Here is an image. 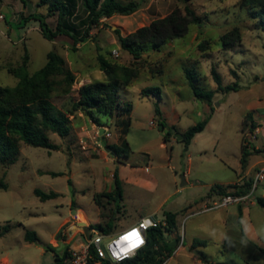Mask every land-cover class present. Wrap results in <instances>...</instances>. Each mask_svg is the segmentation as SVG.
<instances>
[{"label": "rangeland", "instance_id": "1", "mask_svg": "<svg viewBox=\"0 0 264 264\" xmlns=\"http://www.w3.org/2000/svg\"><path fill=\"white\" fill-rule=\"evenodd\" d=\"M119 1L139 2L140 9L132 16L103 19L91 30L92 37L87 43L73 46V40L67 36H59L54 41L45 39L34 20L24 28L16 27L29 15L43 14L49 26L56 28L57 15H48V7L41 5V0H26L25 4L22 0H0L9 9L8 14L0 11L3 14L0 87L17 86L18 79L8 69L18 67L26 52L30 56L27 68L30 74L46 65L50 51L66 59L76 82L70 95H55L53 102L68 111L78 100L82 85L89 80H103L104 76L106 80L105 73H100L99 54L120 67L138 72L130 85L119 86L120 113L107 126L98 127L85 114L77 112L70 116L69 136L62 138L49 132L51 142L59 145L60 150L22 143L17 160L7 166L0 165V183L8 187L0 189V227L9 226V232L0 236V264H55V256L63 254L83 227L90 225L95 229L112 218L114 238L135 226L168 196L158 217L162 218L164 211L178 212L181 222L185 205L208 192V186L203 185L237 179L235 170L243 144L250 151L255 147L264 151V133L250 140L245 135L254 136V132L249 128L244 130L249 107L257 104L264 107V29L260 8L253 2L243 4V0ZM80 5L81 0H77L78 16L71 18L75 22L83 19ZM186 6L196 11L201 24L191 25L186 37L170 41L161 52L150 50L135 60L119 45L117 30L126 37L168 16L176 8L184 11ZM234 29L239 30L242 40L225 48L221 37ZM203 41L209 42L205 51L199 49ZM185 67L196 70L202 89L214 91L211 105L195 97L185 78ZM214 68L224 87L237 84L238 88L229 92L218 90L212 74ZM146 87H159L160 95L143 96L141 91ZM157 108L161 113H157ZM206 119L209 120L206 128L190 145L177 139V135H183ZM161 125L165 126L163 130ZM97 130H100L98 142H104L103 148L96 144ZM165 137H169L166 142ZM124 142L130 148L128 158L106 150ZM117 169L124 179L123 198L111 204L103 201L105 206L100 207L93 198L114 189L113 174ZM188 169L190 184L182 186L181 177ZM196 180L197 186H191ZM263 184L264 180L258 184L256 194ZM35 189L45 193L54 191L59 196L41 201ZM213 205L214 202L209 203ZM211 219L204 215L188 224V231L193 226H201L195 233L205 238L207 245H197L189 251L185 248L167 264H211L218 259L231 264L227 261L226 248L215 238L211 240L217 228H213ZM76 221L84 225H77ZM28 231L36 233V242L25 240ZM84 232L85 236H91L90 227L84 228ZM189 233L185 247L191 241ZM164 234H167L165 229ZM197 251L205 256L197 255Z\"/></svg>", "mask_w": 264, "mask_h": 264}, {"label": "trees", "instance_id": "2", "mask_svg": "<svg viewBox=\"0 0 264 264\" xmlns=\"http://www.w3.org/2000/svg\"><path fill=\"white\" fill-rule=\"evenodd\" d=\"M25 4L26 0H22ZM190 2L192 0H183ZM253 2L260 8L261 25L264 29V0H243V4ZM41 5L48 7V15H57V25L53 29L47 23V17L43 14H32L23 18L16 26L18 29L24 28L27 23L34 20L39 23L40 30L45 39L54 41L59 36H67L73 40V46L80 43H87L91 39V30L99 26L105 18L114 15L129 16L140 9V3L129 1L127 3L119 0H81L80 9L83 19L79 22L71 20L77 17V0H41ZM7 17V15H5ZM201 19L196 11L189 6L185 10L174 9L168 16L154 20L149 26L142 27L124 37L117 30V40L121 48L128 52L135 60L142 58L144 52L153 50L161 52L167 47L170 41L182 39L187 36L191 25H200ZM242 40V35L238 29L221 37L225 48L234 46ZM209 42L203 41L199 44V49L205 51ZM30 56L26 52L22 63L14 68L8 69L9 73L18 79V84L14 88L0 87V165L7 166L14 163L19 154L22 143L34 147H43L49 150H60L59 145L51 142L49 132L65 138L71 133L70 116L77 112L85 114L98 127H105L110 119L119 116L121 101L119 86L130 85L138 77V72L128 67H120L116 63L108 60L104 55H98L99 68L106 75L104 81H92L86 83L78 90L79 98L73 104L71 110L59 108L54 102L55 95H70L73 85L76 82L75 73L67 66L66 59L56 51L47 54L46 65L34 74L28 72ZM185 78L189 87L197 99L205 100L211 105L214 91L204 90L199 86V77L195 69L185 67ZM214 80L218 84V90L232 91L238 88L237 84L224 87L215 68L212 70ZM143 96L150 94L160 95L159 87H146L141 91ZM131 107H128L130 110ZM157 113L161 110L157 108ZM209 120H203L197 125L183 133V141L190 145L195 136L206 128ZM165 128V126H163ZM253 121V114L248 112L244 117V130L249 128L252 132L257 129ZM163 128V129H164ZM171 133H169V136ZM165 137L164 141H168ZM114 155L128 158L130 148L126 142L110 146ZM254 153H264L263 150L250 151L243 144L241 155V166L243 170L248 167L249 158ZM54 176L61 174L53 173ZM114 189L108 193L96 194L94 201L100 207H104L103 201L107 204L117 203L123 198V182L120 178L119 170L114 174ZM4 182L0 183V189H7ZM252 188V180H247L243 185H214L211 187L208 196L217 195L223 197L228 194L246 195ZM35 195L41 201L57 198V192L45 193L39 189L34 190ZM257 202L264 209V198H257ZM74 205V203H72ZM119 209V206L117 205ZM167 226L166 232H173L177 227V214L172 211H164ZM112 218L109 222L98 224L95 229L101 233L109 235L112 231ZM164 229L152 228L148 232L147 245L140 250L133 258H128L122 262L114 263L103 261V264H164L170 258L175 248L166 242ZM9 232V226L0 227V236ZM25 240L36 242L38 240L35 232L28 231ZM205 241H195L191 249L197 245H205ZM49 249H52L51 247ZM167 251L164 256L163 250ZM68 246L63 250L62 255L55 256V264H63L68 256ZM95 252H92L91 262L97 261Z\"/></svg>", "mask_w": 264, "mask_h": 264}, {"label": "crops", "instance_id": "3", "mask_svg": "<svg viewBox=\"0 0 264 264\" xmlns=\"http://www.w3.org/2000/svg\"><path fill=\"white\" fill-rule=\"evenodd\" d=\"M114 16H121V15H114ZM132 16V15H131ZM124 17V16H121ZM128 17V16H127ZM101 75L103 74V71H100ZM100 75V76H101ZM99 76V77H100ZM102 77V76H101ZM98 80V81H104ZM91 80L87 81V83H90ZM262 111V112H260ZM253 114V121L258 126L257 129L254 131L257 135H260L264 133V107L260 105L250 106L249 111ZM172 140L174 138L172 137ZM256 150H260V147H255ZM264 166V153H257L255 155H251L249 158V164L248 167L243 170L241 166V155L239 156L237 160V170H235V174L237 176V179H234L232 181H213L214 183H210L208 185V192L205 195H201L196 199L195 201H189L187 205H185L184 210L185 214L180 222V215L178 212H174L177 214V227L173 232H170L165 234V240L166 242H170V244H174L172 248H175L173 251V254L170 258H168L164 264H167L170 262V260L173 258V256L178 254L183 249L194 250L191 249V246L195 241H205L207 245V240L202 237V239L195 233V231H198L201 229V226L199 227H191L190 231H188V224L191 223L194 219H198L204 215L210 216L211 223L213 228L217 227L215 229V234H211V240L215 238V241L217 240V243L222 244L227 251V255H229L228 260L231 262V264H264V209L259 205L257 202V198L263 197L264 198V184L261 187L260 193L253 196V202L251 203H244V204H238V205H231L228 207H222V208H211L209 206L210 202H215L218 199H220V196L212 195L211 197L208 196V193L212 186L214 185H243L247 180H253L255 179V176L257 172ZM120 173V171H119ZM184 179H185V185L190 184V176L191 172L188 169L184 172ZM121 180H124L121 177ZM197 181L191 186L196 187ZM183 186V185H182ZM258 190V189H257ZM169 199V196L166 197L160 205L152 210L148 215L144 216L143 218L148 217H158L159 211L164 209L165 204L167 203V200ZM77 210H74L73 213H76ZM79 212V211H78ZM163 217H165L163 213ZM142 218V219H143ZM77 225L80 224L78 221L75 222ZM184 223V228H182V225ZM180 226V228H179ZM83 227L81 230H84ZM164 229V228H163ZM219 230V232H218ZM190 232V233H189ZM190 234V244L188 246H184L183 244L187 241V234ZM217 233V234H216ZM115 233L111 231L109 235H106L108 237H112ZM169 237V239L167 238ZM214 240V239H213ZM164 256L167 255V251L164 249L162 251ZM197 255H203V253L197 251ZM211 264H224L220 259L211 261Z\"/></svg>", "mask_w": 264, "mask_h": 264}, {"label": "built area", "instance_id": "4", "mask_svg": "<svg viewBox=\"0 0 264 264\" xmlns=\"http://www.w3.org/2000/svg\"><path fill=\"white\" fill-rule=\"evenodd\" d=\"M0 19H3V14H0ZM117 57V51L113 52ZM154 125V123L152 122ZM99 131L97 130V136H95L96 144L98 147L104 146V142H98ZM247 139H255L254 136L246 134ZM264 180V166L257 172L255 179L252 182V188L250 192L246 195H236L228 194L220 198V201L214 202L211 208H222L231 205H238L244 203L253 202V196L258 189V184ZM167 226V221L165 217H148L141 219L135 226H132L122 232H120L116 237H111V239L105 243V240L110 238L105 234L101 233L98 229L92 228L90 225L87 227L91 228V236H85L84 230H81L78 235H76L72 241L67 244L68 246V256L65 258L63 264H103V261H111L114 263L122 262L128 258L135 257L140 250L146 247L148 232L152 228H165ZM86 227V228H87ZM138 232L139 237L132 235V233ZM137 239L142 240L137 247L131 248L130 251H122V249H128L132 244L137 242ZM95 252L97 261L91 262L92 252Z\"/></svg>", "mask_w": 264, "mask_h": 264}, {"label": "water", "instance_id": "5", "mask_svg": "<svg viewBox=\"0 0 264 264\" xmlns=\"http://www.w3.org/2000/svg\"><path fill=\"white\" fill-rule=\"evenodd\" d=\"M0 11L3 13V14H8L9 13V9L6 7V6H4L3 4H2V2H0ZM160 128L163 130V125H161L160 126ZM104 129L103 128H101V133H104ZM173 132H175V130H173ZM183 138H184V136L183 135H177V139H179V140H183ZM106 150L107 151H109V152H111V149L109 148V147H106ZM182 178V185L184 186L185 185V179H184V176H182L181 177ZM80 224H82V225H84V223H80ZM170 246L171 247H173L174 246V244H170Z\"/></svg>", "mask_w": 264, "mask_h": 264}, {"label": "snow or ice", "instance_id": "6", "mask_svg": "<svg viewBox=\"0 0 264 264\" xmlns=\"http://www.w3.org/2000/svg\"><path fill=\"white\" fill-rule=\"evenodd\" d=\"M132 235L137 236V238L139 237V233H138V232H134V233H132ZM142 242H143L142 240L137 239V242H136L135 244H132L131 247L128 248V249H122V251H130L131 248L137 247L138 244H139V243H142Z\"/></svg>", "mask_w": 264, "mask_h": 264}, {"label": "bare ground", "instance_id": "7", "mask_svg": "<svg viewBox=\"0 0 264 264\" xmlns=\"http://www.w3.org/2000/svg\"><path fill=\"white\" fill-rule=\"evenodd\" d=\"M79 220H81V218H78ZM82 221V220H81Z\"/></svg>", "mask_w": 264, "mask_h": 264}]
</instances>
